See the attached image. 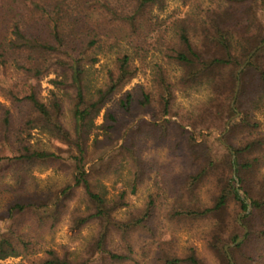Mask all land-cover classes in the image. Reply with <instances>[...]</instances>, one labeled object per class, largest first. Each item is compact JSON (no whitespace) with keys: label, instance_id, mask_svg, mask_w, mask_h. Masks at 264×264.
I'll list each match as a JSON object with an SVG mask.
<instances>
[{"label":"trees","instance_id":"trees-1","mask_svg":"<svg viewBox=\"0 0 264 264\" xmlns=\"http://www.w3.org/2000/svg\"><path fill=\"white\" fill-rule=\"evenodd\" d=\"M181 1L198 11L172 22L178 33V47L164 52L166 58L186 69L181 83L195 85L221 79L232 92L238 89V99L251 89L264 102V20L260 19L264 17V0H216L222 9L207 11L205 16H201L204 0ZM165 7L166 0L0 1V95L4 98L0 102V192L12 199L7 215L0 218L6 222L5 229L0 230V260L42 253L30 264H132L137 263L136 234L155 236L152 224L157 202L153 196H149L144 208L129 210L124 218L118 216L129 207L128 195L135 194L147 175L146 164L136 149L142 125L134 123L136 108L150 106V94L143 91L142 98L136 100L132 92H127L119 100L118 106L129 117L126 126L109 109L102 124H96V119L137 76L135 61L145 64L151 39L157 34L156 42L165 44L164 34L170 26L154 14ZM192 21L202 22L196 31L221 55L206 57L194 48L190 39ZM101 54L115 55L114 67L108 70L106 83L90 96L86 85L88 69L100 61ZM156 68V82L162 89L160 112L155 116L159 120L170 114L172 85L162 66ZM225 70L229 72L223 80ZM50 75L55 76L58 89L74 93L73 131L62 123L63 103L58 95H42L41 82ZM229 110L234 114L231 106ZM142 124L155 126L148 121ZM38 133L46 135L55 150L33 143ZM218 143L222 146L219 140ZM254 147L249 144L236 153L240 156ZM126 165L131 166L132 179L127 184L131 190L123 189L108 199L100 190L101 176L120 177ZM237 165L244 190L250 168L245 163ZM59 167L68 169L72 181L55 190H28L36 168L58 173ZM210 168L209 163L198 174L185 177L180 185L182 194L173 203L168 220L218 221L220 226L216 225L212 237L213 250L227 262L232 257L240 264L234 250L226 252L227 240L221 229L227 227L232 202L244 211L248 205L231 179L212 207L199 208L195 190ZM80 199L85 208L80 204L71 206ZM252 205L264 214V196L253 200ZM26 215L31 216L33 230L21 232L17 228L19 219ZM67 215L74 230L92 223L97 226L86 259L75 261L67 252L44 248L41 233L57 227ZM243 223L249 227L246 219ZM253 236L249 231L236 249L248 245ZM257 238L264 242V231ZM145 249L151 252L148 245ZM161 250L159 264H205L193 249L180 257Z\"/></svg>","mask_w":264,"mask_h":264},{"label":"rangeland","instance_id":"rangeland-1","mask_svg":"<svg viewBox=\"0 0 264 264\" xmlns=\"http://www.w3.org/2000/svg\"><path fill=\"white\" fill-rule=\"evenodd\" d=\"M203 3L201 16L207 15V11L215 12L222 9L218 8L216 0H204ZM194 12L198 11L193 5H184L181 0H166L164 10L154 11L160 20H166L167 26H170L164 34L165 44L156 42L159 38L157 34L151 39L152 45L145 64L139 60L135 61L134 66L138 68L137 76L113 98L96 119V124H102L105 112L109 109L116 113L120 123L126 126L129 117L118 106L119 100L127 92H132L136 100L142 98L143 91L150 94V106L136 108L137 119L134 123V125H142L143 133L137 138L136 149L146 164L147 175L138 185L135 194L128 195L129 207L122 209L118 216L124 218L129 210L144 208L149 196H153L157 202L156 216L152 224L156 231L155 236L146 238L145 234H136L134 258L137 263L132 264H159L157 259L163 252L161 249L178 257L193 249L205 264H237L232 257L230 262H227L211 246L216 225L220 226L218 221L168 220L173 203L182 194L181 182L188 175L198 174L210 163V170L195 190L199 208L212 207L227 181L235 180L236 187L248 208L244 211L236 203L230 204L225 222L227 227L225 230L221 229L223 237L227 240L225 250L228 254L230 249L234 250V256L240 264H264V242L257 238L264 231V214L255 211L252 205L253 200L264 196V102L260 101L257 94H252L251 89L238 99V89L232 92L221 79L205 80L195 85L181 83L180 79L186 69L178 62L166 58L164 52L168 48L178 47V33L172 22L176 18L191 16ZM262 13L264 14V7ZM260 19L264 20V17L260 16ZM191 23L193 30L190 39L194 48L206 57L221 55L217 47L206 42L196 31L200 30L202 22ZM115 57V55L101 54L100 61L88 69L86 85L90 96L106 83L107 72L114 67ZM157 66H162L168 82L172 85L170 114L159 120H156L155 116L160 112L159 100L162 89L156 82ZM242 70L243 68L238 73ZM228 72V70L223 72V80L227 79ZM54 81L55 76L50 75L41 82L42 95L47 97L51 92L58 95L63 103L62 123L69 131H73L74 93L72 90L58 89ZM0 102H4L1 95ZM230 106L234 114L230 112ZM144 121L151 122L155 126L142 124ZM164 124L166 126L163 130ZM231 124L234 126L231 127ZM218 140L222 146L219 145ZM32 142L40 143L49 149L54 148V143H51L44 134L38 133ZM249 144H254L255 147L242 152L240 156L236 153L237 149H244ZM238 162L245 163L250 168L247 169L244 190L241 189L243 185L236 173ZM59 168L58 173L36 168L28 190L30 192L55 190L72 181L68 169ZM131 179V166L126 165L120 177L102 175L100 190L108 199H112L123 189L131 190L127 186ZM11 202L10 195L0 192V218L7 215ZM77 204L85 208V203L83 202L82 205L81 199L72 202L71 206ZM244 219L250 230L243 223ZM5 224L6 222L0 221V230L5 229ZM18 224L17 228L21 232L33 230L30 227V215L21 217ZM249 231L254 234V238L248 245L236 249L237 245L246 239ZM96 233L95 223L89 224L82 230L72 229L67 215L57 227L44 230L41 234L46 250L67 252L71 259L80 261L89 257L90 244ZM238 240L240 242H237ZM147 245L151 252L145 249ZM41 255L42 253L38 256ZM38 256L10 257L0 260V263L30 264V260Z\"/></svg>","mask_w":264,"mask_h":264},{"label":"water","instance_id":"water-1","mask_svg":"<svg viewBox=\"0 0 264 264\" xmlns=\"http://www.w3.org/2000/svg\"><path fill=\"white\" fill-rule=\"evenodd\" d=\"M237 242H240V240H238Z\"/></svg>","mask_w":264,"mask_h":264}]
</instances>
